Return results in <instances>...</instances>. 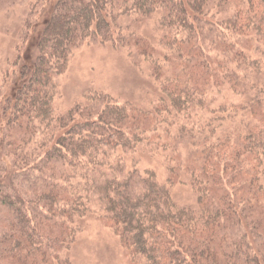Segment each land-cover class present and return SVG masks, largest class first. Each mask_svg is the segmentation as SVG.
<instances>
[{"label":"trees","instance_id":"1","mask_svg":"<svg viewBox=\"0 0 264 264\" xmlns=\"http://www.w3.org/2000/svg\"><path fill=\"white\" fill-rule=\"evenodd\" d=\"M158 13V29L162 33L158 44L166 53L164 57H154L141 45L144 55L157 68V77L163 62L175 63L182 71L175 79L164 80L162 90L170 105H165L162 96V104L154 112L170 118L168 113L179 115L191 106L199 110L203 107L206 93L201 90L203 85L195 84L194 88L191 77H187L194 76V68L211 72L212 65L199 60L200 53L203 54L202 45H197L199 38L203 43L207 39L226 40L225 44L231 48L227 35H247L259 56L254 58L249 52L237 51L239 67L258 73L262 70L264 0H57L40 36L33 67L25 64L20 69L13 121H18L19 130L25 122L28 126L35 121L48 126L58 124L59 132L52 133L47 146L43 144L32 155L28 170L32 178L44 184L45 177L48 178L44 173L46 165L53 172L58 167L63 170L69 167L70 171L63 174L69 182L68 188L72 187L70 174L75 173L77 188L82 192L59 196L40 189L28 198L18 188L0 194V203L14 208L8 230L0 233V245L7 250L2 253L0 249V260L9 259L11 264H70L66 252L79 225L76 221L91 212L100 215L131 256L144 260V264H260L264 258V245L253 244L255 239L247 242V230L257 216L264 229V182L258 176L264 175V104L251 100L253 113L261 110L263 115L249 124L250 129L240 146L235 147L234 156L229 154L226 158L230 164L221 166L224 142L206 139L207 155L203 156L200 166L204 178L193 180L198 192V209L177 206L168 185L158 180L155 171L141 172L133 163L129 167L121 159L111 160L121 158L120 154L132 152L149 140L147 123L154 117L151 111L141 110L130 102L119 105L106 101L94 116L85 113L87 106L83 102L66 116L55 113L54 79L65 72L75 48L89 40L118 46L143 44L135 31L125 29L122 19L145 20ZM193 54H197L198 60ZM190 55L192 59L187 60ZM228 61L216 71L218 75H228L233 91L245 96L246 86L245 92L235 88L246 76L228 70L236 62ZM209 85L221 88L220 84ZM85 98L89 103L93 100V96ZM214 102L211 98L210 105ZM239 154L256 164L243 167L238 161ZM229 170L232 172L228 175ZM241 174L257 181L258 186L253 184V190L258 194L256 205L263 213L254 207L247 210L246 199L235 203L221 193L225 177L231 182ZM49 178H54V174ZM51 228L59 229V240L52 242L51 234L47 235L46 230ZM217 245H222L224 251L218 250ZM219 253H223L222 260Z\"/></svg>","mask_w":264,"mask_h":264},{"label":"rangeland","instance_id":"2","mask_svg":"<svg viewBox=\"0 0 264 264\" xmlns=\"http://www.w3.org/2000/svg\"><path fill=\"white\" fill-rule=\"evenodd\" d=\"M56 1L0 0V194L17 191L18 188L28 198L34 195L33 191L40 189L52 191L59 196L82 192L77 188L78 175L75 173L70 174L73 177L72 187L68 188L69 182L63 174L70 171L69 167L66 170L58 167L53 172L51 166L46 165L44 173L48 178L45 177L44 184H39L37 178H32L33 175L28 170L32 165V155L43 144L47 146L52 133L59 132L58 124L54 122L48 126L35 121L28 126L24 121L25 126L19 130L18 121H13L15 91L20 86V69L25 64L33 67L40 36L53 13ZM158 17L159 13L145 20L133 17L122 19V24L127 26L125 29L128 32L135 31L143 39V44L118 46L110 42L89 40L75 48L65 72L54 79L57 93L53 106L57 116L68 115L81 102L87 106L85 113L91 114L90 116L99 112L106 101L119 105L130 102L141 110L151 111L154 117L147 123L150 126L147 131L149 140L139 144L132 152L120 154L121 158L113 157L111 160L121 159L129 167L133 163L141 172L155 171L158 180L168 185L177 206L198 209V192L193 180L194 177L204 178L200 166L204 162L203 156L207 155L205 147L209 143H206V139L224 142L221 166L230 164L226 158L230 157L229 154L234 156L235 147L240 146L241 139L250 129L249 124L260 114L263 115L261 110L253 113L250 104L254 99L258 104H264V65L259 73L251 72L250 68L239 67L238 61H241L235 56L237 51L249 52L254 58L259 56L257 50L252 49L255 45L247 35H227L231 48L225 44L226 40L207 39L203 43L199 38L197 45L203 47V54L199 55L202 59L199 60L208 65L210 63L211 72L194 68V76L188 74L187 77H191L189 80L194 88L195 84L203 85L201 90L206 92L203 95V107L199 110V107L191 106L179 115L175 112L168 113L170 118H166V115L154 112L162 104V96L165 99L162 90L164 80L175 79L181 75L182 70L175 63L163 62L160 64L162 68L158 70L160 76L157 77V68L144 55V47L141 45H145L154 57H164L166 53L158 44L162 35L158 29ZM193 55L198 60L197 54ZM186 59L191 60L192 55ZM228 60L236 61L229 65L228 70H236L239 75L246 76L244 82L235 88L242 92L246 86L245 96L233 91L228 75H218L219 72L216 71L220 64L230 63ZM209 84H220L221 88L210 87ZM251 87L253 88L248 91ZM87 96H93L90 103L85 98ZM211 98L215 99L212 105ZM164 103L170 105L168 99ZM169 110L172 111V108ZM212 132L213 137L210 136ZM40 155L41 153L36 161ZM238 161L243 167L256 164L245 160L243 155ZM2 169L6 170L1 171ZM231 172L229 170L228 175ZM53 174L54 178H49ZM258 176L264 182V175ZM228 181L229 178L225 177L221 193L235 203L246 199L247 210L254 207L259 213H263L256 205L258 194L255 193L256 189L253 190V184L258 186L257 181L243 174ZM13 202L15 205V199ZM17 207L19 205L15 206ZM13 209L0 203V233L8 230ZM256 218L247 230V242L251 243L255 239L253 244L264 245V229L259 221L261 218ZM262 221L264 223V216ZM76 222L79 225H76L74 238L66 252L70 264H144V260L131 256L119 236L100 215L91 212ZM58 232L57 228L46 230L47 235L51 234L52 242L60 239ZM259 235L261 237L257 238ZM217 248L224 251L222 245H217ZM0 249L2 253H7L2 245ZM222 259L223 253H219V260ZM260 260V264H264V258ZM7 263L11 264L9 259L0 260V264Z\"/></svg>","mask_w":264,"mask_h":264}]
</instances>
